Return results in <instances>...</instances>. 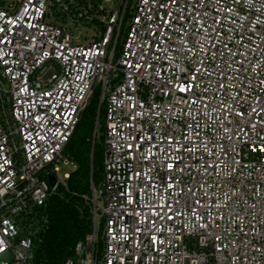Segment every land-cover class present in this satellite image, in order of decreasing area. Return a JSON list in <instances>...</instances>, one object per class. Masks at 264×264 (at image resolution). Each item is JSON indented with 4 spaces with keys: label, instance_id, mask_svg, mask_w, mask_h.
Returning a JSON list of instances; mask_svg holds the SVG:
<instances>
[{
    "label": "built area",
    "instance_id": "built-area-1",
    "mask_svg": "<svg viewBox=\"0 0 264 264\" xmlns=\"http://www.w3.org/2000/svg\"><path fill=\"white\" fill-rule=\"evenodd\" d=\"M97 92L104 175L64 264H264V0H4L0 264H35Z\"/></svg>",
    "mask_w": 264,
    "mask_h": 264
},
{
    "label": "trees",
    "instance_id": "trees-1",
    "mask_svg": "<svg viewBox=\"0 0 264 264\" xmlns=\"http://www.w3.org/2000/svg\"><path fill=\"white\" fill-rule=\"evenodd\" d=\"M3 6L4 0H0V8ZM99 104L97 92L64 150L74 167L68 187L49 198L40 213L45 231L36 245L35 264H64L73 257L76 243L92 229V181L98 186L104 175L105 104L97 125Z\"/></svg>",
    "mask_w": 264,
    "mask_h": 264
},
{
    "label": "rangeland",
    "instance_id": "rangeland-1",
    "mask_svg": "<svg viewBox=\"0 0 264 264\" xmlns=\"http://www.w3.org/2000/svg\"><path fill=\"white\" fill-rule=\"evenodd\" d=\"M73 32H74V34H76L77 30H73ZM97 139L100 140V134H99ZM104 157H105V152H104L103 158ZM66 159H67V163L66 164H62V170L63 171H67V172H71V170L73 169V165L71 164V161L68 158H66Z\"/></svg>",
    "mask_w": 264,
    "mask_h": 264
},
{
    "label": "water",
    "instance_id": "water-1",
    "mask_svg": "<svg viewBox=\"0 0 264 264\" xmlns=\"http://www.w3.org/2000/svg\"><path fill=\"white\" fill-rule=\"evenodd\" d=\"M101 104H100V106H99V110H98V117H97V125H98V123H99V120H100V115H101ZM50 181H51V183L52 184H54L55 183V179L52 177L51 179H50Z\"/></svg>",
    "mask_w": 264,
    "mask_h": 264
}]
</instances>
